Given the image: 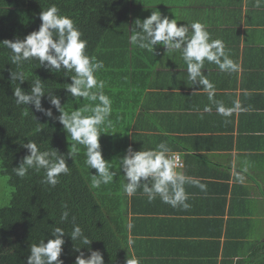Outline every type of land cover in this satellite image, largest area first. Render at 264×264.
Instances as JSON below:
<instances>
[{
  "label": "crops",
  "instance_id": "obj_1",
  "mask_svg": "<svg viewBox=\"0 0 264 264\" xmlns=\"http://www.w3.org/2000/svg\"><path fill=\"white\" fill-rule=\"evenodd\" d=\"M256 4L155 0L139 13L143 20L159 10L170 19L176 16L178 26L201 22L239 65L237 72L227 73L205 61L202 72L214 85L210 100L202 85L188 80L181 54H167L158 45V62L128 89L129 133L119 150L125 155L129 146L149 150L166 142L168 155L178 153L183 160L177 171L206 185V191L185 185L190 204L185 210L159 197L150 202L142 189L129 196L124 173L119 176L120 192L114 194L119 209H127L130 249L147 264H236L241 252L259 243V219L264 220V0ZM237 100L241 107L231 117L217 113L218 102L232 108Z\"/></svg>",
  "mask_w": 264,
  "mask_h": 264
},
{
  "label": "trees",
  "instance_id": "obj_2",
  "mask_svg": "<svg viewBox=\"0 0 264 264\" xmlns=\"http://www.w3.org/2000/svg\"><path fill=\"white\" fill-rule=\"evenodd\" d=\"M153 4L155 0H0V41L22 40L38 30L42 23L40 13L54 5L61 15L71 17L83 33L87 53L104 62L105 68L97 76L105 81L104 91L112 100L113 112L111 127L107 128L109 133L101 134L100 143L104 158L111 161L112 171L117 173L112 183L93 188L91 178L96 170L86 166L83 146H80L76 160L67 159L69 174L61 175L54 188L43 183L44 170H29L24 178L15 174L13 168L29 154L21 143L33 140L41 151L53 147L67 156L70 137L68 139L57 119L45 116L34 105H16V85L10 79L12 70L26 74L28 80L20 85L25 91H30L31 80L38 75L45 89L60 96L69 112L88 102L77 100L66 92V83L72 82L69 76L38 67L37 61L26 62L17 68L10 62V50L0 46V177L10 188V192L0 197V264H26L31 244L53 238V227L71 232L72 216L92 240L91 249L102 253L104 264H126L127 258L134 259L136 264H147L143 259H136L128 247L127 209H119L120 200L114 193L119 191L118 185L122 181L119 176L123 173L115 161L124 155L119 150L123 146L118 143H122L129 133L126 127L129 126L128 89L135 79L158 62L155 52L158 45L149 53L129 43L131 27L141 15L139 13ZM42 103L45 108H52L54 117L60 115L50 104L47 94ZM64 204L70 210L67 222L60 221ZM64 240L60 259L64 264H74L80 254L75 250V243L80 246L79 241L74 242L68 233ZM252 245L245 253H240L242 258L236 264H264L262 219H259V243ZM81 251L85 256L90 255L88 246H82ZM226 264H234V261L229 260Z\"/></svg>",
  "mask_w": 264,
  "mask_h": 264
},
{
  "label": "clouds",
  "instance_id": "obj_3",
  "mask_svg": "<svg viewBox=\"0 0 264 264\" xmlns=\"http://www.w3.org/2000/svg\"><path fill=\"white\" fill-rule=\"evenodd\" d=\"M257 7L260 0H257ZM42 21L38 30L28 34L24 39H5L0 41V46L10 50V62L17 68H21L26 62L37 61L38 67H43L51 73L62 74L71 78V83H66L64 89L75 99H83V107L75 111H67L61 103V97L52 91L45 89L43 80L38 78L31 80L30 91H25L20 85L28 80L23 71H11V82L15 84L14 98L17 106L34 105L35 109L45 116L57 119L63 125L68 134L70 148L67 156L61 154L56 148L41 151L37 143L28 140L21 143L22 147L29 150L19 166L13 171L20 178H24L29 170L40 172L44 170L43 183L55 187L59 183L61 175H67L70 167L68 157L76 160L83 146L86 157L85 164L89 169H95L92 175L91 186L99 188L102 184L113 182L116 172L112 171L113 164L104 158L100 143V136L109 133L111 127L110 117L113 112L112 100L105 94V81L99 79L97 73L104 70V62L95 55L90 56L87 51V41L83 39V33L75 25L74 20L66 15H61L56 6H52L40 13ZM129 43L133 47L155 51L157 45L164 46L166 53L179 52L187 65L188 80L193 85L203 86L210 100L214 97V85L203 74L205 61L216 64L222 72L234 73L239 70V65L226 53L225 44L220 39H211L205 25L199 21H193L190 25L178 26L176 16L170 19L163 16L159 10L152 11L151 15L141 20L137 18L131 27ZM47 94L50 104L60 113L54 117L51 107L45 108L42 99ZM240 102H234L232 108H226L223 103H217V113L225 118L231 117L233 111L240 109ZM207 110V109H206ZM27 115V111L24 113ZM116 133L115 131L112 132ZM171 149L166 142H161L154 149L134 150L128 147L126 154L119 158L120 168L127 183L123 185L124 191L133 195L138 189H142L151 202L157 197L173 208L187 210L190 204L185 185H193L201 191H206V185L197 179L186 176L177 171V164L168 154ZM60 216L61 222H67L70 210L67 204ZM75 216L71 222V232L56 226L51 229V236L45 242L40 240L30 247V255L26 264H64L60 259L65 243L64 235L70 234L75 243V250L80 254L76 256L74 264H104V258L99 250H92V240L85 235L79 224L75 223ZM128 241V247L132 246ZM82 246H88L90 255L85 256L81 251ZM126 264H136L134 259H128Z\"/></svg>",
  "mask_w": 264,
  "mask_h": 264
},
{
  "label": "rangeland",
  "instance_id": "obj_4",
  "mask_svg": "<svg viewBox=\"0 0 264 264\" xmlns=\"http://www.w3.org/2000/svg\"><path fill=\"white\" fill-rule=\"evenodd\" d=\"M8 191L10 192V188L6 186L5 180L0 177V197H2L3 194Z\"/></svg>",
  "mask_w": 264,
  "mask_h": 264
},
{
  "label": "built area",
  "instance_id": "obj_5",
  "mask_svg": "<svg viewBox=\"0 0 264 264\" xmlns=\"http://www.w3.org/2000/svg\"><path fill=\"white\" fill-rule=\"evenodd\" d=\"M170 156L173 157V158L175 159L176 164H177V168L182 167V166L184 165L183 160H182L180 154H178V153H173V154H171Z\"/></svg>",
  "mask_w": 264,
  "mask_h": 264
}]
</instances>
